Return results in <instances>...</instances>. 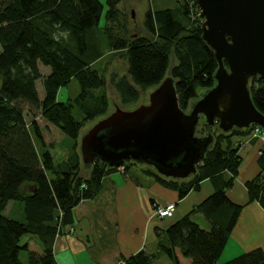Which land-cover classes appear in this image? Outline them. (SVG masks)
I'll return each instance as SVG.
<instances>
[{
	"label": "trees",
	"instance_id": "obj_1",
	"mask_svg": "<svg viewBox=\"0 0 264 264\" xmlns=\"http://www.w3.org/2000/svg\"><path fill=\"white\" fill-rule=\"evenodd\" d=\"M123 3L125 0H0V264H23V251L28 253V264H56L53 246L59 226L65 227L66 216L82 202L97 197L107 174H126L138 166L131 163L118 170L100 161L90 166L83 163L81 132L91 118L108 112L105 96L81 121L73 116V103L57 100L60 89L72 80L81 86L75 104L95 100V91L104 88L105 78L93 69L104 55L100 37H105L111 50L125 53L128 73L139 87L159 86L170 71L185 112L200 91L215 86L218 63L202 39L205 18L195 0L179 1L177 11L184 22L173 10L149 9L144 25L150 37L129 34L119 8ZM105 7L106 25L101 27ZM171 53L177 60L172 69ZM40 65L49 67L51 73L42 74ZM39 80L43 82V99L37 90ZM250 90L255 106L264 114V80L251 79ZM121 94L123 102L136 98L131 86L124 87ZM38 118L73 141V153L67 160L56 164ZM251 130L224 134L202 120L197 133H212L214 143L197 174L187 180H172L144 168L145 175L177 191L181 200L191 191H200L205 180L214 186V193L189 215L164 232L156 230L158 248L172 264H181L177 251L192 264H264L262 249L220 263L244 208L227 195L242 162L234 137L248 135ZM258 163L260 173L246 188L250 202H258L264 209V149ZM85 167L88 174L83 172ZM11 202L23 205L24 222L4 216ZM60 213L65 217L63 222H59ZM196 215L204 216L208 229L193 221ZM28 236L39 238L42 254L22 243ZM154 262L155 256L145 251L126 260V264Z\"/></svg>",
	"mask_w": 264,
	"mask_h": 264
},
{
	"label": "water",
	"instance_id": "obj_2",
	"mask_svg": "<svg viewBox=\"0 0 264 264\" xmlns=\"http://www.w3.org/2000/svg\"><path fill=\"white\" fill-rule=\"evenodd\" d=\"M196 2L205 18L202 39L218 63L215 86L200 93L188 112L180 107L170 73L148 92V103L141 101L133 110L121 108L110 88L114 111L81 138L85 165L100 161L119 170L134 163L166 179L187 180L197 174L214 143L212 133L197 136L202 120L224 134L264 130V114L250 90L251 79L264 80V0Z\"/></svg>",
	"mask_w": 264,
	"mask_h": 264
},
{
	"label": "crops",
	"instance_id": "obj_3",
	"mask_svg": "<svg viewBox=\"0 0 264 264\" xmlns=\"http://www.w3.org/2000/svg\"><path fill=\"white\" fill-rule=\"evenodd\" d=\"M234 142L242 162L238 178L227 195L244 208L220 263L255 249L264 251V209L258 202H250L246 188V183L260 173L259 152L264 142L252 138L251 132L234 137ZM143 171V167L135 170L132 167L126 174L121 171L107 174L97 197L82 202L66 218L59 214V222L65 219L67 222L54 242L56 264H126L128 258L141 251L155 256L154 264H172L162 258L156 230L164 232L189 215L214 193V186L210 180H205L200 191H191L181 200L177 191L164 187ZM169 205L175 206L174 216L159 219L156 210ZM195 217L201 219L199 215ZM70 227L74 228V233L68 231ZM26 243L31 251L43 253L38 237L28 236ZM177 255L181 264H192L179 251Z\"/></svg>",
	"mask_w": 264,
	"mask_h": 264
},
{
	"label": "rangeland",
	"instance_id": "obj_4",
	"mask_svg": "<svg viewBox=\"0 0 264 264\" xmlns=\"http://www.w3.org/2000/svg\"><path fill=\"white\" fill-rule=\"evenodd\" d=\"M180 0H125V3L120 5V9L127 20V24L129 27L130 35H138L142 37H150L149 33L145 29L144 25V16L145 13L151 9L153 11L158 10H166L170 9L175 11V16L178 20L184 22V18L181 17L180 12L177 10L180 8L179 4ZM106 11L107 7H105V11L103 13V17L101 19V27L106 25ZM100 37V36H99ZM103 44V57L97 61L93 65V69L97 70L100 75L105 78V86L102 89L95 91L96 98L95 100L81 101L80 104H75V101L79 98L81 94V86L77 80H72L70 84L60 89L58 93L57 100L59 102L68 103L69 101L74 104L73 116L81 121L85 117L86 111H92L96 107L100 106V99L105 96L108 101V112L106 115L98 116L95 118H91L87 121L82 129L81 138L83 135L88 132L97 121L108 117L113 111L114 107L112 101L109 98V89L112 88L114 90V98L118 101L121 108H125L127 110H133L138 107L140 102L148 103V92L154 91L156 87L153 88H142L137 86L128 73V61L124 52H115L111 50L109 44L107 43L105 37H100ZM173 56V65L171 63L172 68L177 64V60L174 57L173 53H171V62ZM171 68V69H172ZM40 70L42 74L48 75L51 73V69L44 65H40ZM170 73V71H169ZM169 75V74H168ZM171 76V75H170ZM126 86H131L136 92V98L127 99V102H123L122 98V89ZM37 90L41 99L44 98V88L42 80L37 82ZM207 90H202L199 92V97L194 100L188 111H190L191 106L201 98L200 93L205 92ZM187 111V112H188ZM38 123L40 124L43 134L45 137V141L49 146V150L53 157L55 158L56 164L67 160L70 155L73 153V141L66 137L59 129L56 127L48 125L43 119L38 118ZM208 133L198 134L199 137H206ZM252 136V135H251ZM252 138H254L252 136ZM264 146V144H263ZM263 146L260 149L259 155L263 150ZM80 151V146H79ZM133 170L139 167L148 168L147 166H132ZM84 174H87V169H84ZM4 216L13 219L19 222L25 221L23 205L18 202H11L4 212ZM201 219H197L195 216L193 217V221L201 225L203 228L208 229L209 225L203 215H199ZM22 243H26V237L23 238ZM162 258L166 262H170L166 255H162ZM189 260V259H186ZM21 261L23 264H28V253L23 251L21 253ZM190 261V260H189Z\"/></svg>",
	"mask_w": 264,
	"mask_h": 264
},
{
	"label": "built area",
	"instance_id": "obj_5",
	"mask_svg": "<svg viewBox=\"0 0 264 264\" xmlns=\"http://www.w3.org/2000/svg\"><path fill=\"white\" fill-rule=\"evenodd\" d=\"M195 2H196V0H195ZM196 4H197V2H196ZM197 6H198V4H197ZM198 8H199V6H198ZM199 12H200V14H202L200 11V8H199ZM251 135L254 138H258L264 142V130L262 128L253 127L251 130ZM263 149H264V146H263ZM123 169H121V170H123ZM174 213H175V206H173V205H169V206H166L164 208H160V209L156 210V216L162 220L172 218L174 216ZM59 231H60V233L58 234V236L62 234V232L64 231V228L59 226ZM68 231L70 233H74V228L70 227V228H68Z\"/></svg>",
	"mask_w": 264,
	"mask_h": 264
}]
</instances>
